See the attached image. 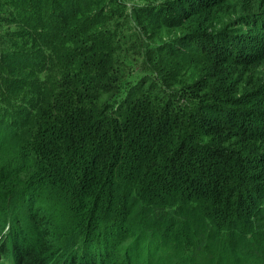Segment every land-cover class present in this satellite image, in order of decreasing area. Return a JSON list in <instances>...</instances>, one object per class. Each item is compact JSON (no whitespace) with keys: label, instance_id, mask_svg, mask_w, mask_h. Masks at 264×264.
<instances>
[{"label":"trees","instance_id":"obj_1","mask_svg":"<svg viewBox=\"0 0 264 264\" xmlns=\"http://www.w3.org/2000/svg\"><path fill=\"white\" fill-rule=\"evenodd\" d=\"M145 1L0 0L2 259L264 264V0Z\"/></svg>","mask_w":264,"mask_h":264},{"label":"rangeland","instance_id":"obj_2","mask_svg":"<svg viewBox=\"0 0 264 264\" xmlns=\"http://www.w3.org/2000/svg\"><path fill=\"white\" fill-rule=\"evenodd\" d=\"M124 4H126L127 6H129L131 9L135 8V7H140L143 6L144 4H146L145 0H121ZM158 2H161V0H157ZM143 4V5H142ZM178 36L179 35V31H177V29H171L169 31H167L163 37H162V41H168V38H173V36ZM74 75H76V72L74 73ZM56 230H54L55 232ZM0 243H2V240L0 238ZM60 243V241L58 242ZM121 260L120 258L118 259V261ZM122 261V260H121ZM188 262V261H186ZM155 264H170L167 259H164L161 262H156Z\"/></svg>","mask_w":264,"mask_h":264}]
</instances>
